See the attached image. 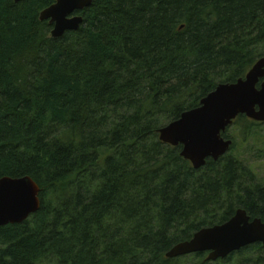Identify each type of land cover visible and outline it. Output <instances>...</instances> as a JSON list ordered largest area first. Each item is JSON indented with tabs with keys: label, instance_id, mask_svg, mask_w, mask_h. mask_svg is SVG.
I'll return each instance as SVG.
<instances>
[{
	"label": "trees",
	"instance_id": "trees-1",
	"mask_svg": "<svg viewBox=\"0 0 264 264\" xmlns=\"http://www.w3.org/2000/svg\"><path fill=\"white\" fill-rule=\"evenodd\" d=\"M54 3L0 0V179L40 190L36 213L0 228V264H264L260 244L165 257L237 210L264 223V185L231 154L194 170L158 136L264 57V0H92L56 39L39 19ZM232 126L230 151L260 125Z\"/></svg>",
	"mask_w": 264,
	"mask_h": 264
},
{
	"label": "water",
	"instance_id": "water-1",
	"mask_svg": "<svg viewBox=\"0 0 264 264\" xmlns=\"http://www.w3.org/2000/svg\"><path fill=\"white\" fill-rule=\"evenodd\" d=\"M91 2L55 0L40 13L39 19L52 25L51 38H60L65 32L78 30L83 18L75 13L89 7ZM240 115L257 124L264 123V57L244 79L219 84L200 101L199 107L182 113L178 120L160 128L159 141L171 147L180 146V156L194 170H199L208 159L217 161L228 154L232 141L222 135ZM39 192V187L29 177L0 179V228L21 224L36 213L40 208ZM256 244L264 246V223L260 219L250 220L240 209L228 222L201 229L191 240L175 245L165 257L177 259L206 254L207 262H215Z\"/></svg>",
	"mask_w": 264,
	"mask_h": 264
},
{
	"label": "rangeland",
	"instance_id": "rangeland-1",
	"mask_svg": "<svg viewBox=\"0 0 264 264\" xmlns=\"http://www.w3.org/2000/svg\"><path fill=\"white\" fill-rule=\"evenodd\" d=\"M255 131V140L251 139L247 143L243 144L239 141L235 150L229 151L228 155L231 154L239 158L243 163L253 170L258 181L264 185V125H260L255 129ZM226 135L231 138L235 137L237 139L241 136V133L238 131L237 127L232 126L226 131ZM259 152H261L260 155L262 157H258ZM192 257L193 256L182 258L178 263L191 264L195 262ZM204 258L206 259V254ZM245 259L246 258L243 256L235 255L225 264H242L243 260Z\"/></svg>",
	"mask_w": 264,
	"mask_h": 264
},
{
	"label": "flooded vegetation",
	"instance_id": "flooded-vegetation-1",
	"mask_svg": "<svg viewBox=\"0 0 264 264\" xmlns=\"http://www.w3.org/2000/svg\"><path fill=\"white\" fill-rule=\"evenodd\" d=\"M259 125H261V126H262V125H264V123H261V124H259Z\"/></svg>",
	"mask_w": 264,
	"mask_h": 264
},
{
	"label": "bare ground",
	"instance_id": "bare-ground-1",
	"mask_svg": "<svg viewBox=\"0 0 264 264\" xmlns=\"http://www.w3.org/2000/svg\"><path fill=\"white\" fill-rule=\"evenodd\" d=\"M242 210V209H241Z\"/></svg>",
	"mask_w": 264,
	"mask_h": 264
}]
</instances>
